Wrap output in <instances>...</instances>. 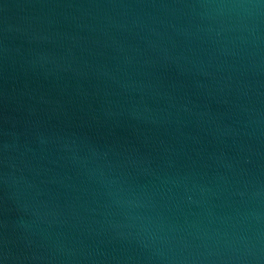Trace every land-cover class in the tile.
<instances>
[{"label": "water", "instance_id": "1", "mask_svg": "<svg viewBox=\"0 0 264 264\" xmlns=\"http://www.w3.org/2000/svg\"><path fill=\"white\" fill-rule=\"evenodd\" d=\"M0 264H264V0H0Z\"/></svg>", "mask_w": 264, "mask_h": 264}]
</instances>
